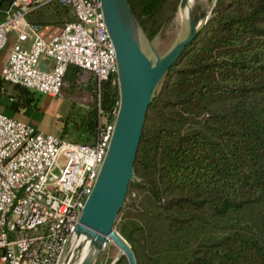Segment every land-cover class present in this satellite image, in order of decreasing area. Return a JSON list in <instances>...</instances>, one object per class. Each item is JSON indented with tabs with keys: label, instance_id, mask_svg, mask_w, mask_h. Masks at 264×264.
Here are the masks:
<instances>
[{
	"label": "trees",
	"instance_id": "16d2710c",
	"mask_svg": "<svg viewBox=\"0 0 264 264\" xmlns=\"http://www.w3.org/2000/svg\"><path fill=\"white\" fill-rule=\"evenodd\" d=\"M12 1L0 0V14ZM213 1L147 111L137 181L115 224L136 264H264V0ZM127 2L153 40L180 0ZM80 73L71 66L63 79L71 109L59 137L91 145L99 109L110 119L119 102L117 75L92 77L85 104L74 84ZM38 97L12 85L10 108L27 113Z\"/></svg>",
	"mask_w": 264,
	"mask_h": 264
},
{
	"label": "built area",
	"instance_id": "2783aa9c",
	"mask_svg": "<svg viewBox=\"0 0 264 264\" xmlns=\"http://www.w3.org/2000/svg\"><path fill=\"white\" fill-rule=\"evenodd\" d=\"M48 5L72 19L46 40L28 14ZM11 34L15 41L0 71L3 84L55 98L71 66L98 83L117 75L100 0H14L0 21V53ZM41 60L50 62L47 70L38 68ZM118 106L110 119L99 109V133L91 145L0 113V264H58L106 156Z\"/></svg>",
	"mask_w": 264,
	"mask_h": 264
},
{
	"label": "water",
	"instance_id": "95a60500",
	"mask_svg": "<svg viewBox=\"0 0 264 264\" xmlns=\"http://www.w3.org/2000/svg\"><path fill=\"white\" fill-rule=\"evenodd\" d=\"M216 1V0H215ZM103 21L117 61L119 106L106 156L78 224L58 264H65L77 243L85 254L77 264H96L108 243L114 245L127 264H136L129 244L115 229L125 204L129 184L137 181L134 170L141 135L150 104L164 77L175 65L210 17L196 22L190 0H180L177 14L180 32L164 53H159L135 18L127 0H100ZM78 260L76 256L72 263Z\"/></svg>",
	"mask_w": 264,
	"mask_h": 264
},
{
	"label": "crops",
	"instance_id": "0c3cea01",
	"mask_svg": "<svg viewBox=\"0 0 264 264\" xmlns=\"http://www.w3.org/2000/svg\"><path fill=\"white\" fill-rule=\"evenodd\" d=\"M2 19L3 15L0 14V20ZM71 19L72 17L69 12L56 5H48L41 8L40 10L28 14V20L30 22L41 25V36L46 40H49L56 36L62 26ZM14 41L15 35H9L6 48L0 53V71L5 63L9 50L14 44ZM26 47H28V44H26ZM49 64L50 62L46 60H41L38 64V68L40 70H47ZM1 85L2 86L0 88V94L2 93V91L7 90L8 94L5 95L9 97L11 94L12 85L3 83H1ZM7 85H9L10 87H6ZM10 102H12L11 98ZM70 109V102L65 98L61 97V95L55 98L41 95L38 97L37 104L34 109H31L29 112L24 114H14H20L22 116L24 115L25 118L23 120H18L28 123L36 130H39L46 134H53L59 136L61 124L60 121L68 115ZM0 113L4 114L3 111H0ZM35 120L36 122H34Z\"/></svg>",
	"mask_w": 264,
	"mask_h": 264
},
{
	"label": "rangeland",
	"instance_id": "374dc122",
	"mask_svg": "<svg viewBox=\"0 0 264 264\" xmlns=\"http://www.w3.org/2000/svg\"><path fill=\"white\" fill-rule=\"evenodd\" d=\"M213 5H214L213 0H196L192 3V10L194 14L196 15L197 22H200L206 17H208ZM179 20L180 18L178 14L176 13L167 22V24L163 27L161 32L154 39L156 48L159 53L162 54L166 52V50L169 48L171 43L176 38L179 32V26H180ZM91 78L92 76L90 74L83 73V72H81L80 75L77 77V80L75 81L74 84H75L76 89L80 92V96H81L77 98V101L81 103H85V104L87 102H90V99L88 98V96H86L87 93L84 91L85 89L84 87L91 81ZM6 87H10V86L7 85ZM62 93L63 94L61 95V97L69 101L68 96L70 95V93L66 92L65 89L64 91H62ZM5 94H8L7 90L2 91V93L0 94V107H1L0 111H3L4 115L8 117H11V118L14 117L16 119L23 120L25 118L24 115L22 116L20 114L19 115L14 114V111L10 108V104H11L10 98L6 96ZM34 122H36V120ZM120 257H121L120 251L114 245H112L111 243H108L106 248L103 250L102 254L100 255L96 264H112Z\"/></svg>",
	"mask_w": 264,
	"mask_h": 264
},
{
	"label": "bare ground",
	"instance_id": "6f19581e",
	"mask_svg": "<svg viewBox=\"0 0 264 264\" xmlns=\"http://www.w3.org/2000/svg\"><path fill=\"white\" fill-rule=\"evenodd\" d=\"M191 1V5H192V3L194 2V1H196V0H190ZM179 22H180V26H179V32H180V29H181V25H182V22L183 21H181V20H179ZM178 32V33H179ZM107 246V245H106ZM77 243H75L74 245H73V247H72V250L70 251V257L68 258V261L65 263V264H70V263H72V261H73V259L77 256L78 257V260H77V262L75 263V264H77L80 260H81V258L84 256V254H85V249L83 248V249H81V251H77Z\"/></svg>",
	"mask_w": 264,
	"mask_h": 264
}]
</instances>
